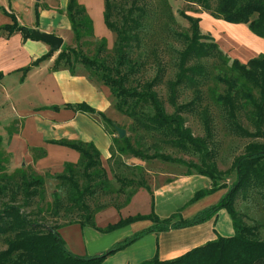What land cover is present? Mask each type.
I'll list each match as a JSON object with an SVG mask.
<instances>
[{
	"label": "trees",
	"instance_id": "16d2710c",
	"mask_svg": "<svg viewBox=\"0 0 264 264\" xmlns=\"http://www.w3.org/2000/svg\"><path fill=\"white\" fill-rule=\"evenodd\" d=\"M195 1L212 17L227 23H245L253 34L264 39V0ZM211 2L215 5L212 6ZM112 11L111 1L104 0V23L115 34L114 54L111 58L106 55V38L94 36L92 20L85 7L78 0H68L66 14L75 46L62 45L52 68L56 70L59 65H63L73 72L75 64H82L91 80L109 88L111 100L114 101L118 112L131 118L145 131L157 134L163 144L182 150L192 148L199 154L200 164H194L193 167L196 173L211 180L212 187L196 192L195 198L218 188H227V191L215 205L188 219L175 213L161 220L153 211L147 216L135 215L120 219L114 224H109L104 230H112L146 217L150 218L153 224L114 243L100 254L77 255L66 248L59 228L71 223L97 228L93 222L94 214L106 206L100 197L113 189L102 166L99 150L92 142L51 140L52 143L78 151L82 165L81 171H78L74 169V164L64 163V172L55 175L62 182H66L69 188L64 200L60 198V194L53 193L52 206L56 222L49 225L44 218L33 217L34 212L30 209L35 199L44 198L45 176L38 172L28 174L21 170L16 182L15 174L6 172L9 158L2 148L0 135V243L4 245L0 249V264H103L108 255L127 247L146 233L196 225L213 217L219 209H225L231 218L234 229L232 236H218L171 259L160 260L155 255L138 264H264V239L260 237V225L248 224L244 220L245 215L235 208L239 194L244 195L255 188L264 190V53L253 56L246 62L237 58L231 59L219 48L210 32H201L199 16L181 13L189 23V30L175 33L183 47L177 51L174 77L166 81L167 101L173 107L172 112H167L165 102L156 90L166 73L163 65L159 64L155 74L143 83H131V76L135 74L138 66L137 62L131 60V53L140 46L139 35L143 30L147 10L132 2L130 7L121 13L119 24L111 19ZM11 18L12 23L2 29L8 33L19 31L24 39L42 40L32 33V28L20 25L13 15ZM88 40L98 43L93 56L85 54L82 50ZM54 53L48 51L31 65L39 64ZM210 58H215L220 65L214 79L222 85L221 91L211 92V99L222 110L238 135L261 140L248 142L243 153L233 159L226 172L218 168L215 160V151L211 146L212 119L208 106L203 105L204 96L199 85L201 78H207L210 74L202 60ZM28 69L29 67L24 71ZM182 87L192 88L193 96L189 101L178 103ZM64 107L98 115L104 127L113 128L112 134L115 133L116 122L85 102L65 103ZM52 108L58 109L57 106ZM195 111L200 113L203 136L194 135L186 125L185 115ZM241 114H244L252 130L242 125L239 120ZM111 146H114V151L110 148L112 155L117 152L120 155L131 154L142 160H173L172 156L157 151L147 154L144 152L146 150L134 146L127 135L122 138L111 136ZM38 150L40 154L45 153L41 148ZM78 174H81L84 180L76 177ZM228 175L233 176L231 184L219 183V180H225ZM116 180L120 184L115 189L116 192L127 194L125 203L136 187H146L144 181L126 177H116ZM97 193L100 194L94 197ZM43 211L45 210L39 207L36 213ZM74 211L79 215V219L65 220L66 215L70 216Z\"/></svg>",
	"mask_w": 264,
	"mask_h": 264
},
{
	"label": "crops",
	"instance_id": "0c3cea01",
	"mask_svg": "<svg viewBox=\"0 0 264 264\" xmlns=\"http://www.w3.org/2000/svg\"><path fill=\"white\" fill-rule=\"evenodd\" d=\"M78 2L85 7L92 20L94 36L112 37L103 19L104 0ZM67 3L68 0H0L2 148L8 155L9 167L32 165L41 174L47 170L60 173L64 163L76 164L81 155L75 149L52 143L51 140L92 142L100 152L102 166L112 183L111 138L100 117L64 107L65 103L85 102L110 117L109 112L113 108L109 88L91 80L80 63L75 65L73 72L63 65L54 70L52 67L58 51L39 64L31 65L50 51V45L43 40L24 39L19 31L8 33L2 29L12 23L13 15L20 25L61 36L63 45L71 46L73 33L66 14ZM203 15L205 31L212 30L206 27L209 21H221L208 13ZM249 58L242 61L246 62ZM27 67L29 69L24 71ZM39 148L45 153L35 155ZM127 161L144 171L146 187H136L128 201L119 208L110 204L98 210L93 222L100 230L78 223L61 226L59 233L70 252L89 256L100 254L114 243L148 228L153 221L146 217L104 230L109 224L129 216H147L151 211L161 220L175 213L188 219L215 205L227 191L226 188H218L195 198L196 192L212 187L208 177L195 172L175 174L151 163L153 160L134 157ZM233 234L229 214L225 209H219L213 217L196 225L146 233L127 247L108 255L103 264H138L155 255L160 260L171 259L218 236Z\"/></svg>",
	"mask_w": 264,
	"mask_h": 264
},
{
	"label": "rangeland",
	"instance_id": "374dc122",
	"mask_svg": "<svg viewBox=\"0 0 264 264\" xmlns=\"http://www.w3.org/2000/svg\"><path fill=\"white\" fill-rule=\"evenodd\" d=\"M113 5V16L112 20L118 24L121 22V13L125 12L132 2L137 6L145 8L147 10L146 20L143 21V30L140 32V46L137 47L131 53V60L137 62V70L134 75L131 76L132 85L141 84L144 81L150 79L156 72V68L159 64L163 65L166 69V73L163 82L156 87L159 96L165 102L167 112H172L173 107L167 101V85L166 81L174 77L176 72V57L177 51L183 47L182 42L177 39L176 32H186L189 29L188 21L181 16V13L199 16L205 19L203 13V7L195 0H110ZM214 6L215 3L211 2ZM209 14V13H208ZM210 15V14H209ZM212 17V16H211ZM214 18V17H213ZM216 19V18H215ZM221 21L214 22L209 21L206 27L212 29L211 31H205V22L200 21L199 25L201 32H210L219 48L231 59L237 58L241 62L242 60L257 56L264 53L263 39L257 37L249 30L245 23H230L222 19ZM241 24V25H235ZM207 29V30H208ZM115 42V34L112 33V37L106 39V55L108 54L111 58L113 57V48ZM74 45V44H73ZM98 43L94 40L86 41L82 46V50L85 54L93 56L96 52ZM75 46V45H74ZM105 55V53L103 54ZM210 72L207 78H201L200 88L203 92V105H207L210 110V116L212 119L213 127V138L211 146L215 151V160L220 170L226 172L230 168L233 159L243 153L244 147L248 142L261 141L257 138L241 137L238 135L233 127L229 124L225 118L222 110L213 102L211 99L212 91H221L222 85L218 84L214 75L219 72L220 65L215 58L202 60ZM78 64V63H77ZM76 65V64H75ZM82 65V64H81ZM193 96L192 88L182 87L180 89L179 97L177 102L189 101ZM112 102L113 111L109 112V116L116 122V126L125 129L126 135L130 137L134 146L146 150L147 154H153L155 151L161 152L162 154H168L172 156V161H165L160 158L152 159L151 163L161 168L172 170L175 174L185 172H195V165H199V154H197L192 148L179 149L173 146L163 144L160 141V137L152 132L145 131L133 122L131 118L121 114L115 108L114 101ZM186 125L192 130L194 135L203 136L204 130L200 117L199 111H195L191 114L185 115ZM240 122L244 127L250 128V124L244 117V114L239 117ZM107 133L111 136H117V132L112 134L113 128L109 126L104 127ZM14 129V126H13ZM114 151V146H111ZM111 152V149H110ZM40 151H37L35 155H39ZM112 155V153H111ZM134 159L131 154L120 155L114 152L110 156L112 164H110L111 175H113L111 192L107 191L105 196H101L102 201L106 203V206L110 204L121 207L125 203L127 194H121L116 192V188L120 186L116 177H126L135 181H144V171L141 168H137L132 164H128L127 160ZM150 161V160H146ZM80 161L78 164H74V169L81 171ZM24 170L28 174L36 173V169L32 165H21L14 168L7 166L6 172L9 174H15V180L18 182L19 171ZM60 173H51V171H45L40 173L45 176L44 182V198L42 200H34L31 206V210L34 212L33 217L36 219L44 218L47 224H54L56 222L55 215L53 213L54 207L53 193L60 194L61 199H66V192L68 191V184L62 182L55 177ZM146 174V173H145ZM146 176V175H145ZM76 177L83 178L81 174ZM84 180V178H83ZM110 181V180H109ZM233 176H227L225 180H219V183L231 184ZM134 185V184H133ZM132 185V186H133ZM131 186V187H132ZM227 189V188H226ZM100 193H97V197ZM100 199V201H101ZM20 200V198H18ZM42 207L45 211L42 213H36L37 208ZM235 208L237 211L243 213L244 220L248 224H259L260 225V237L264 239V190L255 188L251 189L246 194H239L236 198ZM72 215H66L65 220L79 219V215L76 211ZM72 217V218H71ZM64 220V219H63ZM4 247L0 243V249Z\"/></svg>",
	"mask_w": 264,
	"mask_h": 264
},
{
	"label": "water",
	"instance_id": "95a60500",
	"mask_svg": "<svg viewBox=\"0 0 264 264\" xmlns=\"http://www.w3.org/2000/svg\"><path fill=\"white\" fill-rule=\"evenodd\" d=\"M32 33L36 37L47 42L50 45L51 51H54V52L59 51L63 45L64 40L61 36H58V35H55L53 33H49L46 31H41L38 28H32ZM114 128H115V130L117 132V136L119 138H122L126 135L125 129L118 127L116 125L114 126Z\"/></svg>",
	"mask_w": 264,
	"mask_h": 264
}]
</instances>
